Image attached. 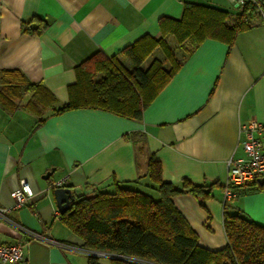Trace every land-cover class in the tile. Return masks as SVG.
<instances>
[{"label":"crops","instance_id":"1","mask_svg":"<svg viewBox=\"0 0 264 264\" xmlns=\"http://www.w3.org/2000/svg\"><path fill=\"white\" fill-rule=\"evenodd\" d=\"M185 2L227 9L232 17L237 13L233 0H0V72L18 70L24 76L1 83L0 207H12L15 188L26 179L33 196L9 216L55 241L43 242L0 220V242L23 244L20 264H87V254L73 248H81L82 239L55 216L53 191L67 186L75 196L92 194L112 190L114 180L144 188L147 155L124 138L132 132L144 134L145 148L160 162L164 181L215 183L203 206L191 193L174 196L173 203L201 247L226 245L222 217L227 163L244 155L240 125L264 121L260 15L231 45L204 39L185 56L140 120L94 108L54 113L68 101L77 66L96 55H118L144 35L159 37V20L180 19ZM154 53L143 60L147 64L142 69L159 59ZM27 83L39 86L35 95L30 89L18 92ZM52 168L50 178L43 179ZM63 179L64 185H52ZM259 182L264 184V173ZM229 206V212L238 209L264 225V187L240 188Z\"/></svg>","mask_w":264,"mask_h":264},{"label":"trees","instance_id":"2","mask_svg":"<svg viewBox=\"0 0 264 264\" xmlns=\"http://www.w3.org/2000/svg\"><path fill=\"white\" fill-rule=\"evenodd\" d=\"M259 6L264 7V0H245L235 8L237 13L232 17L227 9L185 2L180 19L159 20V37L144 35L120 52L130 69L117 60L120 54L96 55L77 66V80L68 88V101L54 109V113L94 108L129 119H142L144 109L185 58L173 60L165 42L169 34L190 40L192 48L186 55L206 38L231 45L236 35L249 28L252 19L260 15ZM156 46L168 54L170 68L164 69L161 61L154 59L148 68L142 69L143 60ZM7 77L24 79L18 70H2L0 88ZM21 87L19 93L30 89L35 95L39 86L27 83ZM124 138L140 153H146L148 183L144 188H151L157 197L133 188L129 182L116 180L112 182V190L76 195L70 208L59 212V219L82 239L84 249L107 254L110 264H264V225L245 217L238 209L229 212V201L223 203L222 217L226 245L217 250L201 247L196 232L174 205L173 197L191 193L203 206L215 183L197 184L184 179L178 185L164 181L160 162L145 148L144 134L132 132ZM249 186L260 190L264 184L256 178L244 187ZM87 264H100L99 256L87 254Z\"/></svg>","mask_w":264,"mask_h":264},{"label":"built area","instance_id":"3","mask_svg":"<svg viewBox=\"0 0 264 264\" xmlns=\"http://www.w3.org/2000/svg\"><path fill=\"white\" fill-rule=\"evenodd\" d=\"M236 6H241L245 0H233ZM260 17L264 22V7L259 6ZM241 144L244 155L239 158H231L227 163V178L223 190L224 201H230L237 197L239 189L243 188L264 173V153L263 140L264 137V121L250 120L240 125ZM66 180L54 182L53 186H62ZM33 196V190L24 178L19 180L18 186L13 192L14 203L12 207H0V220L5 221L18 230L23 231L30 236L46 243H54L55 241L45 235L36 234L24 228L21 224L15 222L9 213L11 210L18 209L24 204L30 202ZM55 216L59 217V211H55ZM58 246L72 247L68 243L56 242ZM23 244L22 243H2L0 242V264H20L23 261ZM85 254H94L98 256L108 257L107 254L99 251H90L84 248H78ZM110 257V256H109Z\"/></svg>","mask_w":264,"mask_h":264},{"label":"rangeland","instance_id":"4","mask_svg":"<svg viewBox=\"0 0 264 264\" xmlns=\"http://www.w3.org/2000/svg\"><path fill=\"white\" fill-rule=\"evenodd\" d=\"M165 42L167 44V50L170 52L169 54H172V58L175 61H179L183 59L186 56V54L190 51V49L192 48L191 42L188 38L179 39L178 37L172 34H169L166 37ZM153 50L155 51L154 56L159 57V60L161 61L163 68L169 69L171 62L165 50L161 46H156ZM117 60L122 64V66L129 68V69L131 68V66L129 65L128 61L125 59L123 54L118 55ZM146 64H147V61H144L141 66L145 67ZM142 189L150 193L152 196L157 197L156 193L153 190H151V188L145 187ZM99 262L101 264H110L109 259L104 256H99Z\"/></svg>","mask_w":264,"mask_h":264},{"label":"water","instance_id":"5","mask_svg":"<svg viewBox=\"0 0 264 264\" xmlns=\"http://www.w3.org/2000/svg\"><path fill=\"white\" fill-rule=\"evenodd\" d=\"M54 169L47 171L42 178L48 180ZM57 208L60 213H64L71 206L72 201L75 198V195L72 193L69 187H57L53 191Z\"/></svg>","mask_w":264,"mask_h":264}]
</instances>
